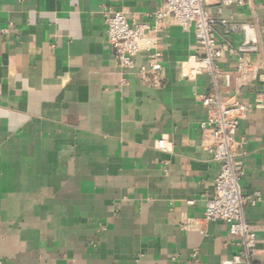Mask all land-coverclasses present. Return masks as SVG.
<instances>
[{
	"label": "crops",
	"instance_id": "obj_1",
	"mask_svg": "<svg viewBox=\"0 0 264 264\" xmlns=\"http://www.w3.org/2000/svg\"><path fill=\"white\" fill-rule=\"evenodd\" d=\"M243 1L204 7L216 21L254 27L255 62L264 0ZM161 3L0 0V264H224L238 253L224 223L202 219L218 174L197 99L210 77L187 78L201 51L191 31L155 22ZM107 8L156 38L159 86L136 76L144 52L131 70L120 67L106 40ZM214 32L219 47L243 42L220 24ZM235 62L228 51L217 62L230 75L220 93L249 106L235 139L241 193L257 199L244 209L258 241L251 264H264V82L239 90Z\"/></svg>",
	"mask_w": 264,
	"mask_h": 264
},
{
	"label": "built area",
	"instance_id": "obj_2",
	"mask_svg": "<svg viewBox=\"0 0 264 264\" xmlns=\"http://www.w3.org/2000/svg\"><path fill=\"white\" fill-rule=\"evenodd\" d=\"M206 0H162L159 10L154 15L156 23H171L185 31H191L201 54L193 65L188 67L187 78L206 74L210 85L206 93L197 95L205 108V126L210 132L211 146L209 154L218 165V174L214 178V196L205 204L203 220L205 222L224 223L230 235L235 239L238 253L232 255L224 264H251L257 239L251 234L245 219L244 209L254 206L257 199L245 197L241 193L240 182L245 176L242 158V144L235 137L239 124L248 112L249 106L241 99L232 97L222 99L220 81L230 86V75L224 73L217 62L224 51L236 56L235 71L239 90L264 82V49L255 62L249 56L257 51L254 27L243 24L230 26L225 20L216 21L205 9ZM223 6H242L243 0H220ZM106 26V40L112 48L120 67L131 70L134 58L141 52L146 54L147 66L141 67L136 76L139 80L157 87L161 82V66L158 58L160 51L156 38L145 35L148 27L137 25L122 11L107 8L103 12ZM220 24L226 32H241L243 42L232 51L219 47L216 42L214 27ZM259 107V96L256 100ZM156 149L167 151L166 142L159 140ZM195 253L193 257H195Z\"/></svg>",
	"mask_w": 264,
	"mask_h": 264
}]
</instances>
